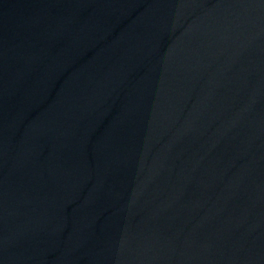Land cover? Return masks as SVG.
<instances>
[{"label": "water", "instance_id": "95a60500", "mask_svg": "<svg viewBox=\"0 0 264 264\" xmlns=\"http://www.w3.org/2000/svg\"><path fill=\"white\" fill-rule=\"evenodd\" d=\"M0 264H264V0H0Z\"/></svg>", "mask_w": 264, "mask_h": 264}]
</instances>
